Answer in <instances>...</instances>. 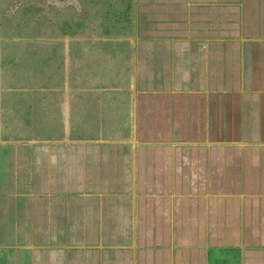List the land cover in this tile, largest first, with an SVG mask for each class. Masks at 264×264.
I'll return each instance as SVG.
<instances>
[{
    "label": "crops",
    "instance_id": "0c3cea01",
    "mask_svg": "<svg viewBox=\"0 0 264 264\" xmlns=\"http://www.w3.org/2000/svg\"><path fill=\"white\" fill-rule=\"evenodd\" d=\"M130 5L62 136L0 140V264H264V0Z\"/></svg>",
    "mask_w": 264,
    "mask_h": 264
},
{
    "label": "rangeland",
    "instance_id": "374dc122",
    "mask_svg": "<svg viewBox=\"0 0 264 264\" xmlns=\"http://www.w3.org/2000/svg\"><path fill=\"white\" fill-rule=\"evenodd\" d=\"M133 3L134 0H0V116L6 123L19 125L12 129L8 124L0 140L60 138L55 112H59L62 83L69 84L68 78L75 81L78 41L83 42L82 35L92 27L105 34L111 32L100 39H117L116 32L128 28L125 11ZM18 69H24V77L19 78L23 72ZM17 86H27L28 90L21 92Z\"/></svg>",
    "mask_w": 264,
    "mask_h": 264
},
{
    "label": "trees",
    "instance_id": "16d2710c",
    "mask_svg": "<svg viewBox=\"0 0 264 264\" xmlns=\"http://www.w3.org/2000/svg\"><path fill=\"white\" fill-rule=\"evenodd\" d=\"M44 61H45V58H44ZM25 67V66H24ZM24 71V69H18L17 70V72H23ZM74 71V69H72L71 70V72H73ZM14 76V78H16L15 77V74L13 75ZM25 76V72H23L20 76H19V78H21V77H24ZM63 77V76H62ZM71 78H69V80H68V82H69V84L70 85H75L73 82H71ZM65 86H66V83H62V85H61V87H60V94H61V99H60V104H59V106H58V111L59 112H55L56 114V120H58V124H60V128H61V126L63 125L62 124V116H61V107H62V101H63V88H65ZM16 89H18V90H21V92H26L27 90H28V87L27 86H17V88ZM6 117L8 118V115H6ZM0 118H2L1 116H0ZM44 120V119H43ZM3 121V120H2ZM8 124H9V126H11L12 127V129L14 128V129H17L18 128V122L17 123H6V122H4L3 121V125H4V129H6V127L8 126ZM3 133H6V130H3V132H2V134ZM12 133V132H11ZM2 134H0V135H2ZM61 136H62V133H61ZM60 136V137H61Z\"/></svg>",
    "mask_w": 264,
    "mask_h": 264
}]
</instances>
